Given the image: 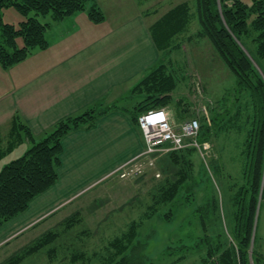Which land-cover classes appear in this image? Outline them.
Listing matches in <instances>:
<instances>
[{"label": "trees", "instance_id": "obj_1", "mask_svg": "<svg viewBox=\"0 0 264 264\" xmlns=\"http://www.w3.org/2000/svg\"><path fill=\"white\" fill-rule=\"evenodd\" d=\"M8 7H15L24 16L18 25L4 21L3 10ZM81 11H86L96 23L105 19L96 0H0L1 66L8 69L26 60L35 50L47 49V32L53 24ZM40 16H50L51 21H41ZM194 20L199 28L188 34ZM150 31L161 58L133 87V93L144 94L131 110L137 124L143 112L172 105L173 92L185 77L183 68L177 65L172 54L182 49L186 40H209L236 77V91L231 93L235 95L228 100L231 110L228 103L222 104L228 94L213 104L208 102L211 117L209 111L195 115L184 112L183 115L181 100L176 103L177 110L175 108L178 116L187 118L190 114V118H200V142L214 141L220 131L235 129L244 133L243 182L235 196L232 241L224 238L214 242L207 234L204 238L207 252L200 264H264V252L256 247V234L253 233L258 203L264 196V0H195L194 10L189 1H183L163 13L150 26ZM111 107L94 106L81 114L68 116L39 140L27 125L14 118L12 139L5 149L0 146V159L23 139L28 138L30 146L0 170V227L26 211L33 199L57 183L64 137L73 130L94 126ZM195 150V147H188L166 154L177 170L175 178H167L166 185L161 186L163 191L159 201H172L182 189L197 184L191 159ZM77 215L73 213L66 218L68 227L80 220ZM137 225L138 222L132 221L121 236L111 242L117 248V254L125 253L120 260H112V264H129L126 252L138 234ZM57 236L53 230L45 232L33 244L0 264H20Z\"/></svg>", "mask_w": 264, "mask_h": 264}, {"label": "rangeland", "instance_id": "obj_2", "mask_svg": "<svg viewBox=\"0 0 264 264\" xmlns=\"http://www.w3.org/2000/svg\"><path fill=\"white\" fill-rule=\"evenodd\" d=\"M117 1L125 4L129 0ZM183 1H189L194 10L195 0H152L145 7L155 8L160 16ZM112 9L107 6V11ZM3 13L4 21L15 25L24 19L15 7L5 8ZM40 19L51 21L50 16ZM198 28L194 20L188 34ZM173 57L187 76L183 77L186 83L180 81L173 92V112L181 100L183 115L209 111L211 117L208 102L213 104L228 94L222 101L226 105L234 97L231 93L236 91L235 74L209 40H186ZM176 115L181 120L185 118ZM234 130L220 131L214 141L207 143L210 148L202 147L191 154L197 184L182 189L172 201L158 200L161 186L166 185L167 178L173 180L177 170L168 155L162 154L141 177L121 179L115 175L65 199L1 247L0 263L53 230L58 236L20 264H112V260H120L125 253L117 254L111 242L136 221L138 234L126 252L129 264H200L207 252V234L214 242L224 238L232 241L235 196L243 182L244 138V133ZM73 213H78L80 220L68 227L65 220ZM253 233L256 247L264 252V196L258 203Z\"/></svg>", "mask_w": 264, "mask_h": 264}, {"label": "crops", "instance_id": "obj_3", "mask_svg": "<svg viewBox=\"0 0 264 264\" xmlns=\"http://www.w3.org/2000/svg\"><path fill=\"white\" fill-rule=\"evenodd\" d=\"M96 1L105 14L104 21L96 23L86 11L78 12L53 24L47 32V49L35 50L8 69L0 64L2 149L12 139L15 117L39 140L68 116L94 106H112L94 126L73 130L64 137L57 183L0 227V248L65 199L117 175L114 172L146 145L131 113L144 94L133 93V87L161 58L150 31L161 15L155 8L145 7L152 0L125 4ZM107 6L113 8L111 12ZM183 80L186 83L187 79ZM166 107L176 126L187 119H179L172 105ZM29 146L28 138L18 143L0 159V170Z\"/></svg>", "mask_w": 264, "mask_h": 264}, {"label": "built area", "instance_id": "obj_4", "mask_svg": "<svg viewBox=\"0 0 264 264\" xmlns=\"http://www.w3.org/2000/svg\"><path fill=\"white\" fill-rule=\"evenodd\" d=\"M139 126L145 139V148L135 157L122 164L114 173L122 178L145 174L156 163V157L173 150L195 147L197 150L210 148L199 141L200 119L192 117L179 126L173 124L168 108L149 109L139 115ZM160 173H157L159 176Z\"/></svg>", "mask_w": 264, "mask_h": 264}, {"label": "water", "instance_id": "obj_5", "mask_svg": "<svg viewBox=\"0 0 264 264\" xmlns=\"http://www.w3.org/2000/svg\"><path fill=\"white\" fill-rule=\"evenodd\" d=\"M252 246H253V241H252Z\"/></svg>", "mask_w": 264, "mask_h": 264}]
</instances>
